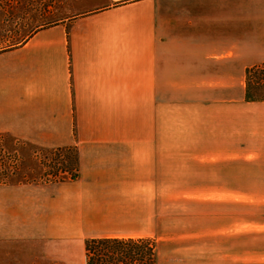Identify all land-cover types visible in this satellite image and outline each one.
<instances>
[{
  "label": "crops",
  "instance_id": "crops-1",
  "mask_svg": "<svg viewBox=\"0 0 264 264\" xmlns=\"http://www.w3.org/2000/svg\"><path fill=\"white\" fill-rule=\"evenodd\" d=\"M261 64L264 0H0V135L78 154L72 179L0 185V264H87L90 239L156 237L167 102L240 123Z\"/></svg>",
  "mask_w": 264,
  "mask_h": 264
},
{
  "label": "rangeland",
  "instance_id": "rangeland-1",
  "mask_svg": "<svg viewBox=\"0 0 264 264\" xmlns=\"http://www.w3.org/2000/svg\"><path fill=\"white\" fill-rule=\"evenodd\" d=\"M198 111L177 118V103L167 102L165 194L152 224L156 237L148 238L157 264H264V101L247 103L244 123L230 110L210 108L208 117ZM7 142L0 135V185L77 175L75 149L26 150Z\"/></svg>",
  "mask_w": 264,
  "mask_h": 264
},
{
  "label": "trees",
  "instance_id": "trees-1",
  "mask_svg": "<svg viewBox=\"0 0 264 264\" xmlns=\"http://www.w3.org/2000/svg\"><path fill=\"white\" fill-rule=\"evenodd\" d=\"M247 101H264V64L247 70ZM1 181V178H0ZM87 264H157V246L149 239H90Z\"/></svg>",
  "mask_w": 264,
  "mask_h": 264
}]
</instances>
